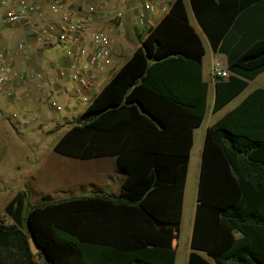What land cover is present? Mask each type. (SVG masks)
<instances>
[{
	"label": "trees",
	"instance_id": "trees-1",
	"mask_svg": "<svg viewBox=\"0 0 264 264\" xmlns=\"http://www.w3.org/2000/svg\"><path fill=\"white\" fill-rule=\"evenodd\" d=\"M262 2L188 0L211 49L227 55L229 76L215 82L213 112L264 72V37H246L239 53L223 50L236 17ZM204 54L176 0L53 147L82 160L115 157L125 174L119 197L43 196L28 206L17 193L4 207L13 224L0 223V264H38L30 236L49 264H175L171 226L142 202L158 188L182 189L193 131L207 112ZM196 200L188 264H264V87L207 129Z\"/></svg>",
	"mask_w": 264,
	"mask_h": 264
},
{
	"label": "crops",
	"instance_id": "crops-1",
	"mask_svg": "<svg viewBox=\"0 0 264 264\" xmlns=\"http://www.w3.org/2000/svg\"><path fill=\"white\" fill-rule=\"evenodd\" d=\"M93 5V4H92ZM96 6V5H93ZM136 10L133 8L130 12L126 13L124 19L129 17L130 19L135 20ZM194 17V16H193ZM189 19V18H188ZM195 19V18H194ZM196 21V20H195ZM190 23V21H189ZM197 23V22H196ZM138 24V23H137ZM190 25L195 29L197 33L202 32L197 24V28L194 27L191 23ZM12 32L17 35L16 41L21 37L23 33V27L12 26L10 29H5L0 31V48L5 49L9 47V41L13 35ZM135 36L141 42L148 33L145 29L142 28V31L137 33L136 30H133ZM124 34V33H123ZM114 35V51L112 53V60L110 66L105 70L101 78H105V74L109 72L106 78V82L101 87L100 91H97V84L86 93V96L92 102L90 105L87 103H82L73 97H65L60 90V79L56 75V71L60 66H65L66 61L63 58L62 54L58 50L54 51H44L38 52L33 44V40L29 39L27 43V48L25 51L20 54V56L15 60L14 71L19 74H26L29 70H33L39 74L40 79L35 81H14V90L18 95L16 100H3L0 98V158H3L4 154L12 147L11 141V129L19 131L20 127L16 124L15 117L16 111L21 112L22 116H26L30 111H33L35 106H40L46 104L49 109V105L46 102L47 97H52L58 101L62 111L68 109L69 111L75 109H82L80 115L75 119L81 117L84 113L87 112L88 108L94 103L96 98L101 94L104 87L113 79L121 67L128 61V59L133 55L136 49L131 53L128 59H126L118 69L113 70L116 59L115 53V43L118 35ZM143 34V37H142ZM246 37L261 38L264 37V2L254 5L238 15L235 21L232 24L231 29L227 32L224 39L223 50L227 54H231L233 51L240 52L243 50V44H245ZM206 38V37H205ZM207 40V39H206ZM15 41V42H16ZM208 42V41H207ZM209 44V43H208ZM9 45V46H8ZM210 47V45H209ZM0 49V50H1ZM205 50V48H204ZM213 55L210 59L209 71L207 77L204 74L203 69V58H202V76L203 80L208 83V92L211 91L212 98V115L216 113L223 112L221 116L215 121H206L204 123V131L206 134L207 129L225 116L227 113L235 109L249 94L258 88L264 87V80L256 84L259 77L264 75V72L258 75L254 80L248 82L246 88L230 102L224 105L221 109L216 112H213V104L215 100V82L211 76V71L215 63L221 64L224 68L227 65V55L223 53L214 52L210 47ZM54 52V53H51ZM205 55V54H204ZM220 55H224L225 64L223 65L222 60L219 58ZM113 70V71H112ZM36 83L40 87L36 86ZM254 88L247 91L250 86ZM43 103V104H42ZM55 113V110L51 109ZM27 117V116H26ZM60 118L56 117L54 123ZM66 121V119H62ZM75 122V123H76ZM74 123V124H75ZM203 123V122H202ZM202 125V124H201ZM200 125V126H201ZM200 126L198 128H200ZM197 128V129H198ZM196 130V129H195ZM194 130V131H195ZM193 131V135H194ZM66 132V131H65ZM63 132L60 137L53 141L50 147L44 149H34L33 153L35 159L33 164L26 168L23 171V176L18 178L19 190L17 193H24L25 201L33 203L34 201L40 200L43 196H49L52 201H59L64 199L80 198V197H90L94 195H109L112 197H119L121 192V184L125 179V174L120 172L116 165V158L113 156H106L100 158L92 159H77L67 156H62L56 153L53 149L57 141L65 133ZM19 136H22V133H18ZM205 139V137H204ZM204 145V141H203ZM193 146V145H192ZM203 150V148H202ZM191 153V152H190ZM190 160V159H189ZM201 166V163H200ZM189 161L186 165V174L184 177V182L182 189H175L172 187H163L151 191L143 200L142 205L146 212H148L156 220L168 224L173 230V240L172 245L175 250V264L177 258V250L179 246L183 243V238L181 236V227L183 220V208H184V184H186L187 175H188ZM200 176V168H199ZM0 179L2 182L6 183V178L3 179V176L0 174ZM9 181V180H8ZM13 181V180H12ZM199 182V177H198ZM198 188V184H197ZM26 189L29 191V194L26 193ZM13 196V197H14ZM12 197V198H13ZM197 197V192H196ZM11 201V200H10ZM196 206L197 200L193 205V212L189 216L188 220V232L186 239L184 241V252H185V263L188 264L189 254L192 251L191 241H192V232L194 227V221L196 216ZM201 256L207 258L209 262L210 259L202 252ZM214 264V263H212Z\"/></svg>",
	"mask_w": 264,
	"mask_h": 264
},
{
	"label": "built area",
	"instance_id": "built-area-1",
	"mask_svg": "<svg viewBox=\"0 0 264 264\" xmlns=\"http://www.w3.org/2000/svg\"><path fill=\"white\" fill-rule=\"evenodd\" d=\"M176 0H102L98 6L81 5L74 0H0V31L3 27L22 26L21 37L9 47L0 50V96L16 100L14 81H35L39 74L29 70L15 72V60L27 48L29 39L38 52L60 51L66 61L56 75L65 97L87 103L86 96L102 73L111 64L114 35L124 33V17L136 10L138 25L148 33L166 15ZM211 76L226 79L229 71L215 63ZM37 87H40L36 83ZM56 112L62 110L58 101L46 99ZM16 123L27 125L36 118L15 117Z\"/></svg>",
	"mask_w": 264,
	"mask_h": 264
},
{
	"label": "rangeland",
	"instance_id": "rangeland-1",
	"mask_svg": "<svg viewBox=\"0 0 264 264\" xmlns=\"http://www.w3.org/2000/svg\"><path fill=\"white\" fill-rule=\"evenodd\" d=\"M76 3L81 5H96L98 6L102 0H74ZM185 7L187 9V14L190 23L197 28V23L193 17L191 9L189 7L188 0H183ZM136 20V19H135ZM11 27H3L2 30L10 29ZM142 26L137 24V21L126 17L124 19V34L118 35L116 43H115V53L116 59L113 70L119 68V66L129 58L131 53L140 45V41L138 40L137 36L133 30H136L137 33L142 31ZM12 39L8 40L9 45H13L17 39V35L12 32ZM200 38L202 40L203 46L205 48V55L203 58V69L204 74L207 77V73L209 71L210 59L213 53L210 50L209 44L202 32H199ZM143 37V34H142ZM144 39V38H143ZM8 45V46H9ZM1 49V48H0ZM54 53V52H51ZM219 58L222 60L223 65L225 64L224 55H220ZM112 70V71H113ZM110 72V71H109ZM109 72L105 74V78H101L99 82H97V91H100L103 84L106 82L108 78H106ZM264 80V75L259 77L256 84L260 83ZM254 88V86H250L247 90ZM1 99L7 100L6 98L0 96ZM43 104V103H42ZM212 107V98H211V91L208 92L207 97V112L204 118V121L200 128L194 131L193 135V146L190 153V160H189V168H188V175L186 184H184V208H183V220H182V227H181V236L183 238V243L179 246L177 250V258L176 264H184L185 263V252H184V241L187 236L188 232V220L189 216L193 212V205L196 198L197 192V184H198V177H199V168L201 163V155H202V148H203V141L205 137L204 131V123L206 121H215L222 115L223 112L216 113L212 115L211 113ZM80 109H75L69 111L65 109L60 113H55L51 109L46 106V104L40 106H35L33 111H30L28 115V120L32 119L33 117L36 118L35 122L28 123L27 125L18 124L20 127L18 133H22V136H19L17 131L11 129V141L12 147L8 151V153L4 154L3 158H0V174L3 176V179L6 178V183L2 182L0 179V223L4 225L13 224L12 220L5 214L4 207L6 204L12 199L14 194L20 189L18 186V178L23 176V171L30 167L33 164L35 159L34 156V149H41V148H48L52 144L53 141L57 140L60 135L67 131L75 122L76 118L81 113ZM17 117H26L25 115L22 116L21 112L16 111ZM58 117L60 120H56L54 123V119ZM66 119V121L62 119ZM9 180V181H8ZM13 180V181H12ZM27 194L29 191L26 189ZM41 202V199L38 201H34L30 203L29 200L27 201L28 206H35ZM25 225V223H24ZM23 233L26 234V231L23 230ZM39 254V253H38ZM36 254L35 261L38 264H49L45 260L44 257L38 258Z\"/></svg>",
	"mask_w": 264,
	"mask_h": 264
},
{
	"label": "water",
	"instance_id": "water-1",
	"mask_svg": "<svg viewBox=\"0 0 264 264\" xmlns=\"http://www.w3.org/2000/svg\"><path fill=\"white\" fill-rule=\"evenodd\" d=\"M27 243L29 246V250L33 256H35L36 254H38L42 251V249L39 247V245L37 244L35 239H33L31 236L28 237Z\"/></svg>",
	"mask_w": 264,
	"mask_h": 264
}]
</instances>
